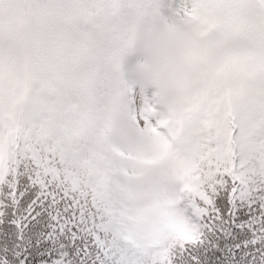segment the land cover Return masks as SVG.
<instances>
[{
    "label": "snow or ice",
    "instance_id": "6c2138e0",
    "mask_svg": "<svg viewBox=\"0 0 264 264\" xmlns=\"http://www.w3.org/2000/svg\"><path fill=\"white\" fill-rule=\"evenodd\" d=\"M0 264H264V0H0Z\"/></svg>",
    "mask_w": 264,
    "mask_h": 264
}]
</instances>
